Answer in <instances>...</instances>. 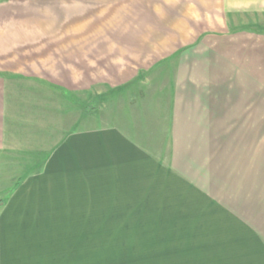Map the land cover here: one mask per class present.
<instances>
[{"label": "crops", "instance_id": "obj_1", "mask_svg": "<svg viewBox=\"0 0 264 264\" xmlns=\"http://www.w3.org/2000/svg\"><path fill=\"white\" fill-rule=\"evenodd\" d=\"M57 1L0 3V264H264V0H111L93 81Z\"/></svg>", "mask_w": 264, "mask_h": 264}, {"label": "rangeland", "instance_id": "obj_2", "mask_svg": "<svg viewBox=\"0 0 264 264\" xmlns=\"http://www.w3.org/2000/svg\"><path fill=\"white\" fill-rule=\"evenodd\" d=\"M5 0H0V3H3ZM56 9L55 12H50L52 17L57 19H83V21H88V27L84 26V32L90 34H98L103 36V42H100V47L105 56H111L112 51V35L119 33L122 28L118 26L119 24L114 25V20L112 17L111 11V0H64L63 2L57 1L54 4ZM48 12V11H46ZM95 20H98V26H90L95 25ZM77 22V21H76ZM93 22V23H92ZM117 22V21H116ZM78 23V22H77ZM77 25L75 23L69 24V28L71 29L72 35H78L79 31H77ZM120 29V30H119ZM264 30V28H261ZM62 30V27H61ZM74 30V31H73ZM84 33V34H87ZM90 46H96L95 43H89ZM109 54V55H108ZM89 77L91 81L95 80V77L105 76V71L107 67H110L111 57L110 58H102L98 60L89 59Z\"/></svg>", "mask_w": 264, "mask_h": 264}]
</instances>
